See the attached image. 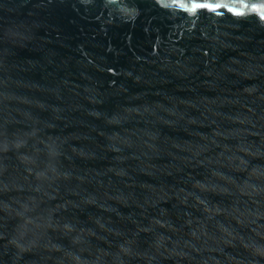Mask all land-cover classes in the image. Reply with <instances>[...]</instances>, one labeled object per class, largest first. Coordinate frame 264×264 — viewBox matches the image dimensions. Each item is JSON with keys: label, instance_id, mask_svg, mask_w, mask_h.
I'll list each match as a JSON object with an SVG mask.
<instances>
[{"label": "water", "instance_id": "1", "mask_svg": "<svg viewBox=\"0 0 264 264\" xmlns=\"http://www.w3.org/2000/svg\"><path fill=\"white\" fill-rule=\"evenodd\" d=\"M0 264H264V0H0Z\"/></svg>", "mask_w": 264, "mask_h": 264}]
</instances>
